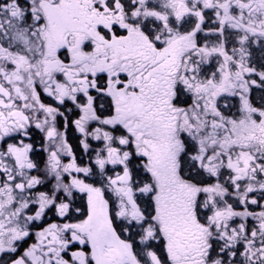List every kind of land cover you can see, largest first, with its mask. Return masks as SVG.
<instances>
[{"label": "snow or ice", "instance_id": "1", "mask_svg": "<svg viewBox=\"0 0 264 264\" xmlns=\"http://www.w3.org/2000/svg\"><path fill=\"white\" fill-rule=\"evenodd\" d=\"M0 264H264V0H0Z\"/></svg>", "mask_w": 264, "mask_h": 264}, {"label": "trees", "instance_id": "2", "mask_svg": "<svg viewBox=\"0 0 264 264\" xmlns=\"http://www.w3.org/2000/svg\"><path fill=\"white\" fill-rule=\"evenodd\" d=\"M76 134L70 129L69 130V139L71 141L72 137L75 136Z\"/></svg>", "mask_w": 264, "mask_h": 264}, {"label": "rangeland", "instance_id": "3", "mask_svg": "<svg viewBox=\"0 0 264 264\" xmlns=\"http://www.w3.org/2000/svg\"><path fill=\"white\" fill-rule=\"evenodd\" d=\"M256 55L258 56L259 55V51L257 50V52H256Z\"/></svg>", "mask_w": 264, "mask_h": 264}]
</instances>
